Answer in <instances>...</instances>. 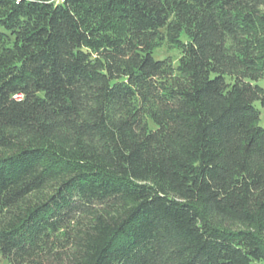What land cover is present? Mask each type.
Returning a JSON list of instances; mask_svg holds the SVG:
<instances>
[{
    "label": "trees",
    "instance_id": "1",
    "mask_svg": "<svg viewBox=\"0 0 264 264\" xmlns=\"http://www.w3.org/2000/svg\"><path fill=\"white\" fill-rule=\"evenodd\" d=\"M263 77L264 0H0V264H264Z\"/></svg>",
    "mask_w": 264,
    "mask_h": 264
},
{
    "label": "rangeland",
    "instance_id": "2",
    "mask_svg": "<svg viewBox=\"0 0 264 264\" xmlns=\"http://www.w3.org/2000/svg\"><path fill=\"white\" fill-rule=\"evenodd\" d=\"M156 56H169L171 57L175 62L178 61V58L180 56L179 50L177 48L172 47L168 43H165L162 47L158 48L155 51ZM258 83L262 86H264V77L258 80ZM256 105L260 108L261 110V119H260V124L264 125V106L260 103L257 102Z\"/></svg>",
    "mask_w": 264,
    "mask_h": 264
}]
</instances>
